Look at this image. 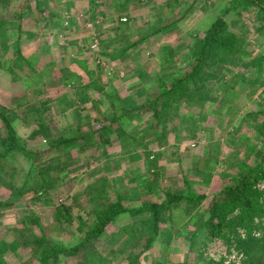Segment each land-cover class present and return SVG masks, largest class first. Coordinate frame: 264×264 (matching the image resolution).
<instances>
[{"label":"rangeland","instance_id":"374dc122","mask_svg":"<svg viewBox=\"0 0 264 264\" xmlns=\"http://www.w3.org/2000/svg\"><path fill=\"white\" fill-rule=\"evenodd\" d=\"M0 17L18 24L0 32V136L7 118L37 152L0 163L2 264H40L33 238L42 234L50 244L80 243L86 232L80 219L90 223L97 200H115L117 192L125 204L161 200L165 188L183 192L184 177L204 196L173 221L162 214L150 247L142 245L151 212L122 215L76 253L60 254L57 264H241L233 240L201 235L200 258L188 252L185 231L208 216L212 195L264 150L263 115L249 113L264 110V10L251 0H0ZM219 19L242 41L243 58L211 68L203 63L199 88L171 96L156 127L152 111L141 109L113 122L100 142L89 136L121 104L142 103L189 71L206 29ZM46 132L75 138L53 148ZM47 162L58 166L51 185L19 193L26 173ZM102 180L105 193L97 192ZM62 203L71 221L58 214ZM254 223V233L263 234L264 216ZM125 224L138 235L129 238Z\"/></svg>","mask_w":264,"mask_h":264},{"label":"trees","instance_id":"16d2710c","mask_svg":"<svg viewBox=\"0 0 264 264\" xmlns=\"http://www.w3.org/2000/svg\"><path fill=\"white\" fill-rule=\"evenodd\" d=\"M251 1L264 10V0ZM17 25V23L8 18L0 17V32L6 27ZM224 28V22L219 19L206 29L203 38H201L197 45L196 56L189 71L184 72L181 76L174 77L164 90L142 103L121 104V111L118 114L115 113L110 117H105L106 119H104V122L102 121L98 128L92 129L89 136L98 137V141L100 142V140H102L100 136L104 135L103 133H105V130L107 131L108 128L113 125V122L117 123V120L123 115H141V109H149L152 111L151 118L154 119V121L151 122V125L156 127L157 121L160 120L161 116L163 117L166 115L169 111L168 108L172 105L169 103V100H172L171 96L177 94L179 91L189 95L190 92L188 89L190 86L199 88L196 83L200 81L201 75L205 73V70L202 69L203 63L211 68L215 63H223L226 61H232V63H234L235 60L243 58L247 54V51L242 45L239 46L242 41L233 33L224 30ZM207 73L209 75L208 69ZM205 98H211V95L208 96L207 94ZM249 113L254 114L255 117L262 113V119L264 120V110H252V112ZM254 120L255 118L253 117L250 122ZM4 128L5 134L0 136V163H6L8 159L13 161L16 158L12 159L11 157L15 155V153L28 154L33 158L37 155L36 151L31 150L20 141L21 138L18 137L14 127L7 118H4ZM45 137L49 138V145L53 148L59 145L67 147L70 141L75 138V136H66L62 132H46ZM105 139H107L106 136ZM35 169L33 168L26 173L21 186H18L19 193L23 186L26 188L25 190H31L35 186H38L40 189H47V187L51 185V177L55 179L59 176L57 172L58 166L50 162H47L44 168L37 167ZM32 171L33 178H30ZM236 173L237 177L224 183V185L212 195L207 209L208 216L199 221V223H196L194 228H189L185 231L187 250L188 252L193 251L198 257L202 258V251L196 249L203 248L197 247L199 237L203 235L206 236V239H210L212 236L218 235L235 242V246L239 248L243 254L241 264H264V233L256 235L253 228L257 226V224L254 223V219L264 216V202L261 199L264 188L259 189L256 187L258 181L261 180L264 182V150L260 153V159L258 161L254 163L245 162L243 170ZM11 177L13 178V176ZM184 181L186 189L183 190V192L165 188L164 197L161 200L152 199L143 201L140 204H125L118 195V192L115 200L105 201L107 199H104L99 204L101 200L96 201L95 199V208L92 207L91 210H89L93 213L90 223L87 224L85 220L80 219V226H85L86 228L85 238L80 243L70 247H64L61 243L50 244L46 242V238L42 234L41 236L33 238L36 244L34 253H38L37 256L40 260V264H57V259L60 254L76 253L83 243L96 239L112 220L122 215L134 216L139 213L150 211L151 218H147L146 221L149 224L151 234L148 233L146 235L145 240L147 241L142 245L144 248H148L154 241L157 242V240H155L158 234L157 222L162 214L165 213L168 219L173 221L175 216L178 218L179 213H182L183 209L191 205L196 207L204 196L203 193H198L195 190L189 189L191 182L186 177H184ZM144 184L149 189L154 187L153 185L150 186L146 181ZM91 192L95 193L96 191ZM97 192H106L104 180H102L99 191ZM56 209L63 220L71 221L72 217L68 212L69 206L67 204H59L56 206ZM130 225L131 224L124 225V230L127 232L126 234H128L129 238L138 235L135 233V226L131 228ZM238 227H243L245 229V234L239 233ZM175 232L178 231L175 230ZM164 235L167 237L169 234ZM171 236L172 234L168 239H170ZM205 240L203 242H205ZM165 243L168 244L169 242L166 241ZM144 248H142L141 251ZM137 256L138 254L135 256V262H137ZM100 258L104 259L103 255L100 256ZM162 262L163 260L161 259V261L159 260L155 264H162ZM0 264H2V261H0ZM75 264L85 263L77 261Z\"/></svg>","mask_w":264,"mask_h":264}]
</instances>
